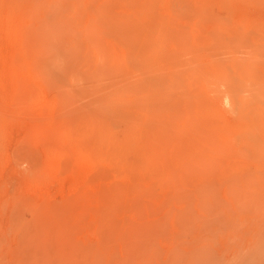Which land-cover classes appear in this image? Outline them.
<instances>
[{
	"label": "rangeland",
	"instance_id": "obj_1",
	"mask_svg": "<svg viewBox=\"0 0 264 264\" xmlns=\"http://www.w3.org/2000/svg\"><path fill=\"white\" fill-rule=\"evenodd\" d=\"M0 264H264V0H0Z\"/></svg>",
	"mask_w": 264,
	"mask_h": 264
}]
</instances>
